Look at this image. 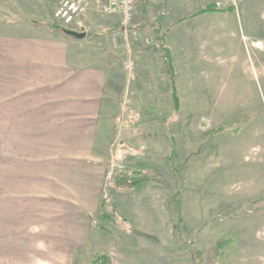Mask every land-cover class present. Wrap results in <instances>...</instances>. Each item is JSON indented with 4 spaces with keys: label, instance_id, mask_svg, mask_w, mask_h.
<instances>
[{
    "label": "rangeland",
    "instance_id": "1",
    "mask_svg": "<svg viewBox=\"0 0 264 264\" xmlns=\"http://www.w3.org/2000/svg\"><path fill=\"white\" fill-rule=\"evenodd\" d=\"M66 1L50 0L40 12L0 9V19L21 20L25 13L57 33L90 34L79 53L95 55L90 63L113 72L107 91L111 126L102 119L100 135H111L114 142L123 120L121 135L128 142L111 147L106 192L116 173L141 169V178L159 176L169 198H160L161 217L145 220L153 235H136L116 216L103 221L97 215L107 230L95 226L90 244L79 250L53 247L51 220L1 219L0 264H95L101 254L111 257L110 264H264V0H232L236 13L215 18H238L239 8L249 3L251 8L242 11L239 26L236 21L218 27L200 26L209 15L190 17L211 0H151L154 21L146 15L148 0H138L128 21L120 11L105 13V0H75L83 9L80 18L63 25L56 10ZM7 29L0 21V31ZM231 29L234 33H227ZM164 43L172 51L178 110L160 49ZM201 90L206 97L195 100ZM169 127L180 175L169 162L174 148ZM174 197L183 215L181 229ZM103 208L114 212L104 201ZM222 240L227 243L215 258L214 247Z\"/></svg>",
    "mask_w": 264,
    "mask_h": 264
},
{
    "label": "crops",
    "instance_id": "2",
    "mask_svg": "<svg viewBox=\"0 0 264 264\" xmlns=\"http://www.w3.org/2000/svg\"><path fill=\"white\" fill-rule=\"evenodd\" d=\"M49 1L0 0V9L40 12L48 8ZM150 1L146 15L154 21ZM231 1L204 3L199 10L216 6L214 11L203 13L209 16L200 26H234L236 21L239 26L241 13L251 8L250 3L239 8L238 18H215L236 13L238 8ZM24 15L21 20L0 19L8 26L0 31V220H51V233L57 236L53 247L79 250L90 244L99 223L96 216L101 219L108 213L104 201L105 207L115 212L108 214L130 224L136 235H153L145 220L154 214L159 218L160 198H169L161 189L159 176L147 174L157 180L106 192L111 147L114 143L128 145L121 135L123 120L114 142L113 136L100 135L102 119L111 126L107 91L113 72L101 63H90L97 59L95 55L79 53L81 41L89 39L87 31L84 38L57 33L36 22L34 16ZM200 93L195 100L206 97L203 90ZM134 170L139 169L121 171ZM4 231L11 234L6 228Z\"/></svg>",
    "mask_w": 264,
    "mask_h": 264
},
{
    "label": "trees",
    "instance_id": "3",
    "mask_svg": "<svg viewBox=\"0 0 264 264\" xmlns=\"http://www.w3.org/2000/svg\"><path fill=\"white\" fill-rule=\"evenodd\" d=\"M145 6H146V4H145ZM215 6H216L215 4H210L206 8H203V9L195 12L190 17H194V16H197L199 14L214 11ZM228 10L232 11L233 8L229 7ZM182 20L183 19L179 20V22ZM160 39H161V41L163 40L162 38H160ZM162 42H164V41H162ZM162 45L163 46H161L160 49L164 53L168 68H169L171 75H172L171 84H172V88H173L172 97L174 100V110H178L180 107V99L178 96V89H177L176 81L174 79L175 68H174V64H173L172 51L169 47L165 46V43ZM168 131L172 135L171 139L174 142V148L170 154L169 162H170V165H171L173 172L180 175L179 168L176 165V163L174 162L175 156L177 154V145H176L175 136L173 135V130L171 127H169ZM141 176H143V171H141V170H134V171H130V172H118L114 175L113 180L109 186V190H116V189L128 190L130 188H133V187L139 185L142 182L155 180V177H148L147 176V177L141 178ZM173 203H174L175 209L177 211V225H178V228L181 229V222L183 219L181 207H180V205H179V203L175 197L173 198ZM111 218H112L111 215L108 213H103L101 216V220H103V221H107V220L109 221V220H111ZM122 221L124 223H127L126 219H122ZM97 227H99L101 230H105V231L107 230L106 225L102 224L101 222L97 223ZM226 243H227L226 240H222V241H219L216 243L214 250H213V252H214L213 254H214L215 258H219L222 255V252L224 250V245H226ZM199 251L201 252V250H199ZM110 259L111 258L109 255L101 254L97 258H95L93 260V262L95 264H110Z\"/></svg>",
    "mask_w": 264,
    "mask_h": 264
},
{
    "label": "built area",
    "instance_id": "4",
    "mask_svg": "<svg viewBox=\"0 0 264 264\" xmlns=\"http://www.w3.org/2000/svg\"><path fill=\"white\" fill-rule=\"evenodd\" d=\"M138 0H105L103 4V11L105 13L122 12L125 20L132 18ZM83 9L79 2L75 0H67L56 10V17L62 21L63 25L75 23L82 13Z\"/></svg>",
    "mask_w": 264,
    "mask_h": 264
},
{
    "label": "water",
    "instance_id": "5",
    "mask_svg": "<svg viewBox=\"0 0 264 264\" xmlns=\"http://www.w3.org/2000/svg\"><path fill=\"white\" fill-rule=\"evenodd\" d=\"M66 32L68 34L74 35V36L79 37V38H84L86 36V33L84 31L77 32V31H74V30H67Z\"/></svg>",
    "mask_w": 264,
    "mask_h": 264
}]
</instances>
